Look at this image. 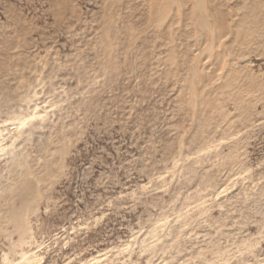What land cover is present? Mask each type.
I'll return each mask as SVG.
<instances>
[{
	"label": "rangeland",
	"instance_id": "374dc122",
	"mask_svg": "<svg viewBox=\"0 0 264 264\" xmlns=\"http://www.w3.org/2000/svg\"><path fill=\"white\" fill-rule=\"evenodd\" d=\"M0 264H264V0H0Z\"/></svg>",
	"mask_w": 264,
	"mask_h": 264
}]
</instances>
